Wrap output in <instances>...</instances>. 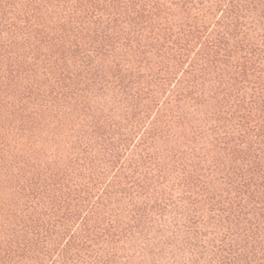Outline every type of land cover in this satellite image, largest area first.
Here are the masks:
<instances>
[{"label": "trees", "instance_id": "16d2710c", "mask_svg": "<svg viewBox=\"0 0 264 264\" xmlns=\"http://www.w3.org/2000/svg\"><path fill=\"white\" fill-rule=\"evenodd\" d=\"M0 264H264V0H0Z\"/></svg>", "mask_w": 264, "mask_h": 264}]
</instances>
